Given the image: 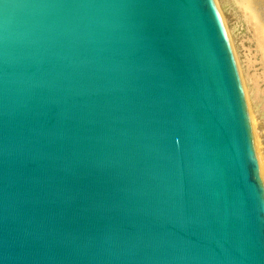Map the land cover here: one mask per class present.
I'll list each match as a JSON object with an SVG mask.
<instances>
[{"label": "water", "instance_id": "obj_1", "mask_svg": "<svg viewBox=\"0 0 264 264\" xmlns=\"http://www.w3.org/2000/svg\"><path fill=\"white\" fill-rule=\"evenodd\" d=\"M0 264H264L215 0H0Z\"/></svg>", "mask_w": 264, "mask_h": 264}, {"label": "bare ground", "instance_id": "obj_2", "mask_svg": "<svg viewBox=\"0 0 264 264\" xmlns=\"http://www.w3.org/2000/svg\"><path fill=\"white\" fill-rule=\"evenodd\" d=\"M220 4L225 11L228 9L234 11L246 24L255 45V49H253L254 55L258 57L257 59L261 66L260 74L257 73L258 75L250 76L241 68L240 64H238V59L234 55L246 100L260 177L264 186V90H260V82L264 83V0H222ZM218 10L220 9L218 8ZM240 24L242 25V23Z\"/></svg>", "mask_w": 264, "mask_h": 264}, {"label": "rangeland", "instance_id": "obj_3", "mask_svg": "<svg viewBox=\"0 0 264 264\" xmlns=\"http://www.w3.org/2000/svg\"><path fill=\"white\" fill-rule=\"evenodd\" d=\"M215 1L216 2L218 1L217 5H218V8L220 9L219 10L220 15H221L222 20L224 22L226 31L228 32L230 44H231V47L233 49L234 55L238 59V62H239L238 64H240L241 68L244 71H246L250 76H255V75L260 74L261 73V71H260L261 66H260L259 61L257 59L258 57L256 55H254L255 52L253 49H255V45H254V42L252 40L250 31L246 27V24L239 18L238 15H236L234 13V11L229 10V9L225 11L224 8L222 7V5L220 4L222 0H215ZM240 23H242V25ZM250 39H251V42H250ZM251 50H253V51H251ZM260 90H264V83L263 82H260ZM263 101H264V99H263Z\"/></svg>", "mask_w": 264, "mask_h": 264}]
</instances>
